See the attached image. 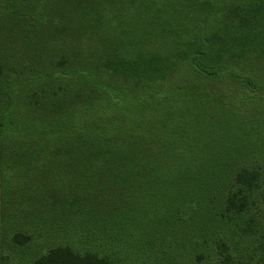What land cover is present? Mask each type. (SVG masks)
<instances>
[{
	"label": "trees",
	"instance_id": "obj_1",
	"mask_svg": "<svg viewBox=\"0 0 264 264\" xmlns=\"http://www.w3.org/2000/svg\"><path fill=\"white\" fill-rule=\"evenodd\" d=\"M209 1L197 0L196 10L200 12L205 7V13L206 8L210 12ZM221 3L227 11L221 26L208 21L197 23L198 14L193 15L191 1L183 6L179 19L168 20L163 26L152 23L148 37L113 35L108 56L110 71L98 72L94 68L86 72L78 66L77 83L59 84L49 90L47 98L51 95L60 102L55 111L47 99L39 100L35 95L33 101L29 98L32 103L28 95L20 103L16 101L9 114L0 106V188L2 193L17 197L10 199L12 196L7 195L0 202V211H17L12 215L5 212L7 216L0 212V264L5 258V239L15 246L31 240V227L24 224L27 219L21 217L19 222L18 217L31 214V206L36 210L50 205L51 212L38 218L49 217L51 226L57 227L61 216L63 231L99 236L101 241L107 239L111 247H123L121 233L124 235L132 223L147 216L150 223L143 227L152 231L154 237L141 235L138 240L152 259L146 264L162 263L157 253L161 252L164 239L155 238L159 233L179 228L184 234L181 240L191 241L188 221L208 219L209 215L195 216L192 212L182 218L180 214L198 208L200 189L219 187L218 181L213 180L218 175L214 168L229 165V157H238L251 134L250 121L263 113L253 104L264 105V0ZM228 4H237L239 10L243 5L249 18L242 15L227 19ZM253 25L262 26L258 37L241 34ZM214 27L222 30L216 34ZM199 28H205L206 34H197ZM115 32L120 34L121 28L116 27ZM89 76L92 78L88 79ZM98 76L112 80L101 82ZM39 90L47 93L42 85ZM172 107L174 122L182 117L181 109H185L190 121L195 120L190 126L197 124L195 136L202 138L201 131L210 135L208 140V136L205 138L204 151L212 152L207 159L195 156L191 149L181 165L177 153L159 152L158 144L153 148L140 136L131 140L147 126L149 131L156 132L166 121L167 109ZM219 109L221 115L213 114ZM205 116L212 117L207 120ZM227 118L230 124L224 123L222 127L220 123ZM209 171L215 175L208 176ZM233 172L228 182L231 190L223 194L224 199L221 196L224 210L239 215L247 212L249 196L259 187L261 171L242 167ZM230 173L229 170L221 187ZM191 199L197 200V204ZM100 212L102 215L97 217ZM68 215L72 223L78 221L77 225H71ZM4 226L17 229L5 232ZM261 230L264 231V225ZM195 233L194 237L200 240V226ZM232 233L236 231L232 229L231 237ZM236 235L241 239L239 233ZM259 237L263 239L259 248L264 256V234ZM220 246L223 249L225 244L221 242ZM223 256L221 264H232L230 254L225 252ZM166 258L171 264L172 257ZM29 264L109 262L104 255L78 253L67 244H57Z\"/></svg>",
	"mask_w": 264,
	"mask_h": 264
},
{
	"label": "rangeland",
	"instance_id": "obj_2",
	"mask_svg": "<svg viewBox=\"0 0 264 264\" xmlns=\"http://www.w3.org/2000/svg\"><path fill=\"white\" fill-rule=\"evenodd\" d=\"M191 1H193V15L198 14L197 23L205 21L207 23L208 21L209 24L214 23V26L222 25L221 21L223 20L221 19H224L222 16L227 14L226 8H222L221 1L224 0H210L209 5L212 10L209 12V9L206 8L208 13H205V7L201 8L200 12L196 10L197 0H0V106L2 105L4 110H8L9 114L12 105L18 100L20 103L28 95V100L32 101L35 97L39 100L47 99L46 102L55 111L54 109L59 108L57 104L60 102L51 95L47 98L49 90H53L59 84L77 83L76 68L78 66L86 72L94 68L98 72L107 73L110 71L111 61L108 56L113 35L129 38L148 37L149 29L153 28L152 23L163 26L164 22L168 20L179 19L183 13V6H188ZM228 5L227 19H232L233 16L242 17V15L249 18V12L243 5L240 4L241 10L237 4ZM234 6L236 8H233ZM216 9L217 14L213 12ZM116 27L121 28L120 34L115 32ZM261 29L262 26L253 25L244 28L241 34L258 37ZM212 30L218 34L217 31L220 32L222 28L214 27ZM197 34H206L205 28L202 30L199 28ZM67 73H71V75L69 76ZM98 77L101 82L112 80V77L105 79ZM87 78L91 79L92 76ZM31 83L35 85L33 88L28 87ZM15 85H18L19 88ZM40 85L45 88L47 93H41ZM88 92L87 94H92V92ZM31 100L30 103H32ZM253 106L257 110L263 109V113L258 115L254 121H250L251 134L245 140L246 145L237 158H228L229 165H217L214 168L218 175L214 176L213 180L218 181L219 187L200 189L202 198L198 208L180 214V217L186 218L189 217L188 213L195 212V216L209 215V218H202L199 221L196 218L187 220V228L191 231L189 233L191 241L181 240L184 234L179 228L170 233L161 232L159 236L155 237L159 240L164 239L161 252L157 253L158 261H161V264H168L169 261L166 258L168 256L172 257L171 264H221L225 252L231 255L232 264H264V256L259 248V244L263 241L259 235L264 234V231L261 230V226L264 225V105L259 106L258 103H254ZM181 111H184L182 117L174 122L173 107L167 109L166 121L160 124L162 122V117H160L157 122L160 125L156 132L149 131L147 126L146 129L143 128L138 134L133 135L131 140L140 136L149 141L153 148H156L158 144L159 152L177 153L181 156V165H184L185 153H190L191 149L194 150L195 156L207 159L210 151H204L205 138L208 136L206 138L208 140L210 135L206 134V131H201L202 138L198 139L195 136L197 124L193 125L194 128L190 126L194 123V118L190 121L185 109H181ZM213 114L221 115L220 109L214 111ZM198 118L203 122L201 116ZM227 119H224L220 125L230 124V118ZM201 129L203 130V128ZM172 136L174 137L171 138ZM153 140L155 141L152 144ZM242 167H255L259 173L261 171L259 187L249 196L247 212L234 215L224 210L223 199L231 190V186L229 190L228 182L233 177V171ZM207 169L209 170V167ZM229 170L231 172L229 180L221 187ZM203 173L205 174L204 171ZM210 175L215 174L209 171L208 176ZM193 192L192 189L191 194ZM7 195L12 196L10 199L17 198L12 193H2L0 188V202ZM43 197L51 199L48 195ZM184 200L186 202L187 198ZM191 201L194 202V205L197 204V200L191 199ZM188 205L191 206V204ZM130 207L133 208V206ZM202 207L205 210L202 211ZM31 209V214L22 213L18 216L27 219L24 224L31 227V229L28 228L31 240L23 246H15L5 239L2 243V253L5 258L1 264H29L32 259L57 244H67L78 253L87 251L104 255L109 264H146L152 261L148 257L147 248L138 243L141 235L154 237L152 231L143 227L150 223L151 219L147 216L132 223L124 235L123 232L121 233L122 238L119 240L123 247H111L107 239L101 241L99 236H90L84 233L83 236L63 231L65 226L61 216L58 220L60 225L57 223V227L51 226L49 217L38 218L40 214L51 212L50 205L39 206L36 210L31 206ZM0 212L6 216L5 212H9L10 215L17 213L16 210L13 213L11 211ZM96 214L97 217L102 215L101 212ZM222 214L224 220L221 219ZM33 217H37V219H32ZM22 218L19 219V222L22 221ZM68 219L71 225H77L78 221L72 223L71 217ZM199 226L200 240L198 237H194L195 229H198ZM5 229L4 226L5 232H12L17 228ZM229 229L236 231L234 235L232 233L233 237H231ZM238 233L241 235V239L236 235ZM234 240L237 241L234 242ZM221 242L225 244L223 249L220 248Z\"/></svg>",
	"mask_w": 264,
	"mask_h": 264
}]
</instances>
